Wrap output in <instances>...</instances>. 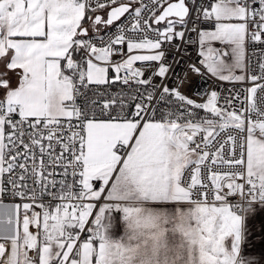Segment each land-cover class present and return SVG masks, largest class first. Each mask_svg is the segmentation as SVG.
I'll return each instance as SVG.
<instances>
[{"label": "snow or ice", "instance_id": "snow-or-ice-1", "mask_svg": "<svg viewBox=\"0 0 264 264\" xmlns=\"http://www.w3.org/2000/svg\"><path fill=\"white\" fill-rule=\"evenodd\" d=\"M0 264H264V0H0Z\"/></svg>", "mask_w": 264, "mask_h": 264}, {"label": "built area", "instance_id": "built-area-1", "mask_svg": "<svg viewBox=\"0 0 264 264\" xmlns=\"http://www.w3.org/2000/svg\"><path fill=\"white\" fill-rule=\"evenodd\" d=\"M195 81L199 82V85L203 89H207L208 85L211 83V81L208 80H202L200 77H194Z\"/></svg>", "mask_w": 264, "mask_h": 264}]
</instances>
